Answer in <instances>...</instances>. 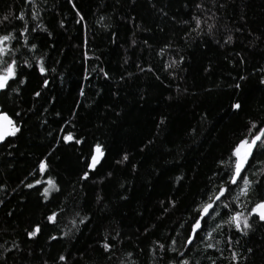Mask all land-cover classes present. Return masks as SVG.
<instances>
[{"label": "trees", "instance_id": "obj_1", "mask_svg": "<svg viewBox=\"0 0 264 264\" xmlns=\"http://www.w3.org/2000/svg\"><path fill=\"white\" fill-rule=\"evenodd\" d=\"M21 14L24 21L15 18ZM212 14L211 35L204 25L191 31L194 15ZM25 23L37 49L21 51L44 58L50 84L41 89L30 74L19 94H0V111L21 128L0 145V264H63L60 255L66 264H175L177 254L158 246L173 238L190 264H233V252L236 264H264L259 223L247 235L225 228L207 242L197 238L190 251L181 247V224L219 180V162L248 124L264 126V0H0V35L18 37ZM36 24L44 31L32 32ZM237 102L242 108L234 111ZM68 132L84 143L65 144ZM97 143L105 156L89 171L85 161ZM42 159L60 189L47 202L25 186L46 179L34 173ZM262 172L264 150L245 173L258 181L241 201L249 207L264 197ZM53 211L57 226L45 219ZM36 224L41 232L29 239ZM101 242L114 245L111 253Z\"/></svg>", "mask_w": 264, "mask_h": 264}, {"label": "snow or ice", "instance_id": "obj_2", "mask_svg": "<svg viewBox=\"0 0 264 264\" xmlns=\"http://www.w3.org/2000/svg\"><path fill=\"white\" fill-rule=\"evenodd\" d=\"M68 2L72 3V0H68ZM25 3L32 4V0H25ZM213 3H215V0H213ZM222 6L223 5H221V7ZM195 7L201 9L203 5L201 3H196ZM77 16L80 17V20H83V17L78 11ZM15 18L21 21L25 20L23 14ZM37 18V14L33 12V20ZM214 18V14L209 15L207 18L194 15L192 20L195 26L191 31L199 34L202 30V25H204L211 35L214 25L209 24L208 20ZM4 19L7 20L8 17ZM184 23H188V21H184ZM37 29L44 31L39 24H36L30 30L36 32ZM27 31H29V29L25 23L23 29L19 31L18 37L13 35L12 32L0 35V94L8 95L9 92L19 94L20 88L27 83V77L30 74H38L40 78L39 88L47 89L49 87L50 81L47 79L48 69L44 62V58L33 56L30 60L26 58V54L21 51V48L24 47L27 48L28 52H34L37 49V45L28 40L26 36ZM231 40L232 37L228 36L225 43H230ZM13 41H15V44H13ZM17 45H19V47ZM163 51L162 49L161 53H163ZM177 64L178 61L173 60L170 64H166L165 67L168 68L176 66ZM25 68L30 71L24 72L23 69ZM149 71H151V69H149ZM240 79L243 80L245 77L241 76ZM260 83L264 85V79H261ZM13 85H15V87H13ZM235 87L239 89L241 85L236 84ZM42 95V91H34L33 93L34 98H39ZM81 95H83L82 91ZM231 107L234 111H239L242 108V103H233ZM20 115L21 113H16L17 117ZM20 132L21 128L16 120L13 119L8 112L0 111V143H10V138L17 137ZM62 139L65 144L74 143L75 145H82L84 143L83 139L77 138L72 132H68ZM260 150H264V126H259L253 122L246 126L245 133L231 146L228 160H221L219 162V168L223 169V171H218L213 174L214 177H219V180L213 179L211 181V187L205 189V191L201 193L199 201H193L191 215L185 223L181 224V227L187 224L186 235L181 245L182 248L190 251L191 246L195 244L197 238H199L201 242H207L212 239L215 234H219V232L225 228L240 235H247L252 230L255 223L264 226V197L252 203L251 207H249L248 203L241 202L250 196L253 190V184L258 182L251 179L245 173L250 166V161L254 157V154ZM104 156L105 152L103 151L102 145L99 143L93 145L89 153L90 162L85 161L88 170H95ZM127 159L128 157L125 155L123 160L118 161V163H122ZM89 171H85L81 179H87ZM34 173H37L41 177H46V179H36L35 183H27L25 186L29 189L36 188L43 198V201L47 202L50 200V195L52 193L60 191L57 182L48 175V164L43 159L39 161L37 168L34 169ZM260 178L264 179V172L260 173ZM41 188L43 189L42 191ZM234 190L235 195H233ZM60 211L63 212L64 209ZM77 215H79V213H77ZM45 219L53 226H57L59 213L55 211L50 212L46 215ZM86 219V217L80 218L79 223L84 224ZM209 222H211L214 227H212L210 231L205 232V225L209 224ZM69 223L72 224L73 228L76 227L75 219L70 220ZM70 231L71 229H69L68 232H64V236L69 235ZM40 232L41 225L36 224L30 226L29 229L26 230V235L29 239H34ZM202 232L204 233L203 236H201ZM49 239L56 240L57 237L51 236ZM107 239L108 238L105 237V241H107ZM112 239H117V237H112ZM176 242V239L173 238L170 246L166 247L164 244L158 246L162 251H171L177 254L179 259H175V264H190V260L186 258V253L179 251V249L175 247ZM229 243H231V239ZM101 247L105 253H111L114 245L110 242H101ZM205 247L206 249H211L214 248L215 245L212 243H205ZM6 251H11V249H6ZM249 251H251V249H249ZM128 255L130 256L131 253ZM237 258V253L233 252V264H236ZM66 260L67 258L64 255L59 256V261L63 262V264H66ZM169 264H172V261H170ZM213 264H215V262H213Z\"/></svg>", "mask_w": 264, "mask_h": 264}, {"label": "water", "instance_id": "obj_3", "mask_svg": "<svg viewBox=\"0 0 264 264\" xmlns=\"http://www.w3.org/2000/svg\"><path fill=\"white\" fill-rule=\"evenodd\" d=\"M3 144V143H0V145Z\"/></svg>", "mask_w": 264, "mask_h": 264}]
</instances>
